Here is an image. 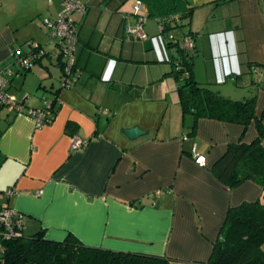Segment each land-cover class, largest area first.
<instances>
[{"label": "crops", "instance_id": "obj_1", "mask_svg": "<svg viewBox=\"0 0 264 264\" xmlns=\"http://www.w3.org/2000/svg\"><path fill=\"white\" fill-rule=\"evenodd\" d=\"M76 1L85 6L82 15H71L80 77L58 93L56 114L38 128L25 115L0 109L5 113L0 117V209L22 216L24 236L43 230L45 239L60 242L71 234L89 247L166 257L171 264H207L228 209L262 198L256 183L227 188L213 172L229 144L256 139L255 125L244 131L200 119L195 135L188 136L192 119L182 125L173 52L167 50L159 21L144 16L146 37L133 39L127 32L147 14L144 5ZM183 1L191 16L178 29L181 38L172 35L174 30L169 35L173 43L193 38L194 79L220 85L211 88L227 99L254 95L264 126V0ZM62 2L0 0V69L12 72L6 93L25 111L42 109L48 99L43 94L38 106L27 95L18 99L12 93L16 79L22 76V89L36 65L26 72L13 64L20 51H31L18 50L19 34L31 36L24 43L51 55L58 43L42 29L53 41L48 50L35 22L56 19ZM43 58L37 64L48 70ZM51 78L50 72L42 73L37 89L52 98L60 88V67L58 84ZM68 123L73 133L66 132ZM134 128L146 134L132 140L123 134ZM74 137L83 147L71 148ZM193 150L205 157V167L194 163ZM6 191L12 193L9 198Z\"/></svg>", "mask_w": 264, "mask_h": 264}, {"label": "trees", "instance_id": "obj_2", "mask_svg": "<svg viewBox=\"0 0 264 264\" xmlns=\"http://www.w3.org/2000/svg\"><path fill=\"white\" fill-rule=\"evenodd\" d=\"M136 1L147 9V14L143 16L156 18L159 21L160 34L167 38V50L173 52L170 63L173 66L172 76L177 83L176 91L181 108L182 125L186 127V119L188 117L192 119L191 125L187 127L188 136L195 135L200 119L238 125L244 131L251 123L255 125L256 139L251 143L239 141L229 144L215 162L213 172L218 181L227 188H235L247 181L256 183L263 190L262 198L228 209L207 264H264L262 252L264 245V146L262 145L264 126L262 117H257L255 113L256 98L251 95L242 100L227 99L209 85L196 82L193 76L194 43L191 49H186L182 47V43H173L169 35L172 30L181 29L182 22L191 16V9L185 1ZM190 37L192 38L191 34ZM28 45L31 48L28 54L34 55L29 66L22 67L16 58L13 60L14 65L26 72H29L31 66L44 56L52 55L45 54L38 45L37 48H33L30 43ZM28 54L20 53L15 57L24 58ZM58 66L62 79L64 66L61 63ZM73 72L79 73L78 81L80 72L76 64ZM61 82L62 80L60 88L54 91L53 97L48 100L51 102L48 109L49 120L51 115L53 117L56 114L59 107L57 95L64 89L61 87ZM3 108L0 107V109ZM66 132L73 133L71 123L66 125ZM0 244V264H171L172 262L166 257L89 247L71 234H68L63 241H50L45 239L43 230L31 236H24L22 228L18 235L7 236L2 233L0 227Z\"/></svg>", "mask_w": 264, "mask_h": 264}, {"label": "built area", "instance_id": "obj_3", "mask_svg": "<svg viewBox=\"0 0 264 264\" xmlns=\"http://www.w3.org/2000/svg\"><path fill=\"white\" fill-rule=\"evenodd\" d=\"M63 12L59 14L56 19L46 20L44 27L46 28L49 37L53 41H57L55 50L51 57L61 63L64 66V77L61 79V87L64 89L70 88V86L77 81L79 73L73 72L75 65V48L77 44L76 30L71 19L73 13H79L82 15L85 11V6L76 0H63L62 2ZM138 6H140L138 4ZM140 9L135 7V12L138 14ZM138 22L128 29L129 38L142 40L146 37L143 24L145 22L144 16H139ZM161 30V27H160ZM33 48H37V45L32 44ZM182 47L191 49L193 42L191 39H186L182 43ZM31 49V48H30ZM17 62L22 67H28L33 61L34 55L28 54L24 58L15 57ZM12 73L7 69H0V107H4L8 112L23 114L31 119L36 127H41L49 123V108L51 102L44 100L42 109H28L24 110L22 105L12 96L6 93V85L8 77ZM84 143L75 137L72 139L71 148L78 149L83 147ZM194 163L199 167H205L206 159L204 156L199 155L192 151ZM11 191H7L5 196L9 198ZM24 226L22 216L10 208H3L0 210V227L2 233L7 236L18 235L19 230Z\"/></svg>", "mask_w": 264, "mask_h": 264}, {"label": "rangeland", "instance_id": "obj_4", "mask_svg": "<svg viewBox=\"0 0 264 264\" xmlns=\"http://www.w3.org/2000/svg\"><path fill=\"white\" fill-rule=\"evenodd\" d=\"M60 6H61V8H60V11H59V14H61L62 12H63V6H62V4H60ZM59 16V15H58ZM57 16V17H58ZM46 21V19H43V20H40V21H37V22H35V24H38V31H39V29L40 30H42V29H45V27H44V22ZM40 27H42V28H40ZM26 33H27V31H25ZM26 33H25V35H26ZM42 34H43V36H44V39H45V43L44 44H48V45H46L45 47H47V49L48 50H52V45H53V41H51L50 39H49V37L47 36V34L45 33V30H42ZM172 35H174V36H176L177 37V39L178 38H181V36H182V33H181V31L180 30H178V29H176V30H174V32L172 33ZM175 37V38H176ZM21 38V39H20ZM23 38V36L21 35V34H19V37H18V42H17V48H18V50L21 48L23 51H24V53H27V52H29V50H30V46L28 45V43H24L25 41H27V40H29L30 38H31V36L30 37H27L26 39H22ZM174 38V39H175ZM173 39V40H174ZM51 42V43H50ZM55 42V41H54ZM57 42V41H56ZM20 49V50H21ZM20 53H23V52H21L20 51ZM41 64L44 66V67H46V68H48V70H49V72H50V74L52 75V80H50L51 82H53V83H55V84H58V81H59V67L58 66H56L55 65V63L53 62V61H50L49 62V60L46 58V57H44L43 59H42V62H41ZM32 70H33V72H34V74L32 75V73H30L29 75H27V77H26V79H25V81H24V85H23V87H22V89H19L18 87H19V83L21 82V80H22V76L21 77H19V78H17L16 79V81H15V84H17V89H13V94L18 98V99H23L24 98V96L25 95H27L28 96V100L30 101V102H34V103H36L38 106H40L41 105V103H42V100H40L39 98L44 94V97L45 98H47L48 100L51 98V97H49L50 96V94L48 93V92H44L43 90H41V89H37V86H38V82H39V78H41V74L42 73H45L47 76H49V72H48V70H45V68H43V67H41L39 64H37L36 63V65H34L33 66V68H32ZM49 84V82L48 83H46V85H48ZM219 87H221L220 85H218ZM218 86H211L212 88H214V87H218ZM222 86H224V85H222ZM48 87V86H47ZM245 91V90H244ZM242 92V90H238V91H236L235 93L236 94H244L245 92ZM238 96V95H237ZM242 96V95H241ZM235 98H241V97H235ZM4 112H2V114H0V117L1 118H4ZM3 122L2 121H0V125L2 124ZM0 199H1V194H0ZM0 251H1V244H0Z\"/></svg>", "mask_w": 264, "mask_h": 264}, {"label": "water", "instance_id": "obj_5", "mask_svg": "<svg viewBox=\"0 0 264 264\" xmlns=\"http://www.w3.org/2000/svg\"><path fill=\"white\" fill-rule=\"evenodd\" d=\"M123 134L128 137L129 139H135L137 136H142V135H145L146 133L141 131L140 129L138 128H134V129H131V130H125L123 131Z\"/></svg>", "mask_w": 264, "mask_h": 264}]
</instances>
